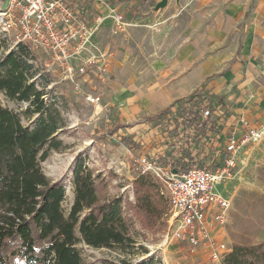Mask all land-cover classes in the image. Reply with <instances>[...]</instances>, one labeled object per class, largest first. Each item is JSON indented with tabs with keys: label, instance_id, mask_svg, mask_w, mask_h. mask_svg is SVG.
<instances>
[{
	"label": "rangeland",
	"instance_id": "obj_1",
	"mask_svg": "<svg viewBox=\"0 0 264 264\" xmlns=\"http://www.w3.org/2000/svg\"><path fill=\"white\" fill-rule=\"evenodd\" d=\"M4 1L0 0V9ZM138 1L143 2L142 7L128 13L130 3ZM156 2L107 0V5L96 13L91 22L95 26L92 43L83 56L105 55L100 58L106 60L105 73L99 72L97 65L87 68L86 60H77L79 73L73 82L55 62L52 53L31 50L34 57L30 61L39 69L35 79L40 80L44 74L46 78L42 81L48 80L50 94L66 99L62 108L68 127L60 135L66 148L52 151L42 162L44 173L66 186L63 202L66 215L74 202V167L81 155L95 175H100L101 199L119 196L124 199L132 234L138 245L148 251L138 249L127 254L81 242L78 248L84 264L120 263L123 258L130 262L154 258L155 264H220L207 255L197 254L200 248L194 253L186 242L167 240L174 230V211L170 205L168 212L154 223L143 221L133 208L136 204L134 181L140 175L136 159L157 150L156 125L148 126L151 125L149 117L158 113L157 103L150 98L157 94V88L194 83L193 70L201 64L180 59L188 43H197L201 48V13H184L181 0H170L159 10ZM118 13L124 15L122 29L116 26ZM192 23L196 26L190 30ZM0 43V57L15 47L13 37H5L1 32ZM81 67L86 68L85 73L90 72L81 74ZM90 96L99 100L92 102ZM0 103L17 113H23L27 107L26 102L11 100L3 91H0ZM24 122L28 123L26 119ZM113 128L117 130L111 135ZM122 138L129 141L123 142ZM215 190L222 194L228 192L232 200L229 223L223 230L229 249L236 243L264 242V138L242 150L237 178L229 186L218 185Z\"/></svg>",
	"mask_w": 264,
	"mask_h": 264
},
{
	"label": "trees",
	"instance_id": "obj_2",
	"mask_svg": "<svg viewBox=\"0 0 264 264\" xmlns=\"http://www.w3.org/2000/svg\"><path fill=\"white\" fill-rule=\"evenodd\" d=\"M90 3L92 0H73L80 18L89 23L96 15L90 11ZM1 48L0 43V52ZM31 50L30 45L19 43L0 57V91L11 100L27 103L23 113L0 103V264H84L78 248L81 242L127 254L138 249L148 252L132 234L124 199H101L100 175H95L81 155L74 167L75 198L66 215L65 184L52 181L42 169V162L52 151L66 148L60 137L68 127L62 108L66 99L50 94L48 80L42 81L44 74L40 80L35 79L39 69L30 61L34 57ZM167 111L151 120L157 122ZM116 130L113 128L109 134ZM192 159L188 154L177 158V166H204L202 161ZM134 191L133 208L143 221L154 223L168 212L169 201L152 176L136 177ZM106 264L155 263L154 258L139 262L123 258L120 263ZM222 264H264V242L234 244Z\"/></svg>",
	"mask_w": 264,
	"mask_h": 264
},
{
	"label": "built area",
	"instance_id": "obj_3",
	"mask_svg": "<svg viewBox=\"0 0 264 264\" xmlns=\"http://www.w3.org/2000/svg\"><path fill=\"white\" fill-rule=\"evenodd\" d=\"M115 22L122 29L124 15L115 14ZM0 32L5 37L11 35L15 46L25 43L33 50L52 53L73 82L79 73L77 60H86L87 68L97 65L99 72L107 71L106 60L100 59L105 55L83 56L90 48L95 26L80 18L73 0H9L7 8L0 9ZM85 72L81 67V74L90 70ZM213 122L214 113L203 92L174 103L157 125V150L136 161L140 175L159 181L174 211V230L167 240L186 242L194 253L200 248L197 254L221 264L231 250L223 230L229 223L232 200L228 192L215 189L229 186L237 178L240 154L264 138V124L248 127L241 136L230 131L223 136L216 132L221 123ZM187 154L204 166L179 169L177 158Z\"/></svg>",
	"mask_w": 264,
	"mask_h": 264
},
{
	"label": "crops",
	"instance_id": "obj_4",
	"mask_svg": "<svg viewBox=\"0 0 264 264\" xmlns=\"http://www.w3.org/2000/svg\"><path fill=\"white\" fill-rule=\"evenodd\" d=\"M142 4L130 3L128 13ZM105 5L107 0H92L89 9L97 13ZM181 7L184 13H201L203 41L200 49L197 43H188L180 59L201 64L193 70L194 83L157 88V94L150 98L157 103L154 115L203 92L210 101L214 122L221 123L220 130L214 129L223 136L229 131L241 136L248 127L264 124V0H181ZM194 26L192 23L188 28L193 30ZM187 66L184 69L188 71ZM161 120H151L148 125H156V134Z\"/></svg>",
	"mask_w": 264,
	"mask_h": 264
},
{
	"label": "water",
	"instance_id": "obj_5",
	"mask_svg": "<svg viewBox=\"0 0 264 264\" xmlns=\"http://www.w3.org/2000/svg\"><path fill=\"white\" fill-rule=\"evenodd\" d=\"M169 1H170V0H161V1H159V2L156 4V9L159 10V9H163V8H165V7L168 5ZM8 4H9V0H5V1H4V5H3L2 8H3V9L7 8Z\"/></svg>",
	"mask_w": 264,
	"mask_h": 264
}]
</instances>
